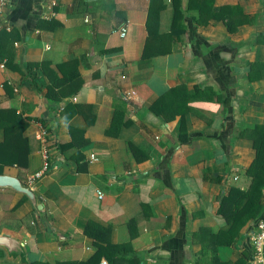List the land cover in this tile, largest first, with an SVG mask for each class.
Wrapping results in <instances>:
<instances>
[{"label":"crops","instance_id":"crops-1","mask_svg":"<svg viewBox=\"0 0 264 264\" xmlns=\"http://www.w3.org/2000/svg\"><path fill=\"white\" fill-rule=\"evenodd\" d=\"M177 1H159L150 31V0H55L52 15L50 0H9L0 13V109L20 117L27 149L3 173L41 205L0 188V234L27 264H253L264 0ZM39 126L50 162L28 183Z\"/></svg>","mask_w":264,"mask_h":264},{"label":"trees","instance_id":"trees-1","mask_svg":"<svg viewBox=\"0 0 264 264\" xmlns=\"http://www.w3.org/2000/svg\"><path fill=\"white\" fill-rule=\"evenodd\" d=\"M159 1L160 0H150V4L147 10V20L145 21V25L148 31L154 29L153 27L157 23L156 16L152 17V15L157 13V9H158L157 5ZM175 1L177 0H172L175 11H177L178 5L176 4ZM176 18L177 17L175 16L173 20ZM173 25H172V30H173ZM1 31L3 30H0V32ZM171 93L174 94L173 96L176 98L175 105L179 107L178 102L180 99L182 100V98L179 97L180 96L179 89H174L173 91H171ZM158 101L160 100L158 99ZM176 111H178V108H176ZM0 128L3 131V137L2 140L0 141V173H3V166L14 165L17 167H23L25 164V154L27 149L26 148L22 149V147H15L18 142L23 140V138H21L22 126L20 125V117L14 115L12 110L0 109ZM253 132H254V138L252 140L256 150V157L246 169L247 174L251 178L250 179L251 191L252 188L259 190L261 187L260 185L264 184L263 181H261V184L258 183L260 179L262 180V176L264 175V125L254 126ZM257 176L258 179L256 180ZM224 204H225L224 201L221 200L218 209L219 212L222 211V207ZM249 246L252 257V247L250 242H249ZM1 255H4V253H3V249L0 247V256ZM97 259H98V254H96L92 258V261H88L84 263L78 262L76 264H91V263L95 264L97 262ZM29 264H36V263H29Z\"/></svg>","mask_w":264,"mask_h":264},{"label":"built area","instance_id":"built-area-1","mask_svg":"<svg viewBox=\"0 0 264 264\" xmlns=\"http://www.w3.org/2000/svg\"><path fill=\"white\" fill-rule=\"evenodd\" d=\"M55 0H50V2L47 4L46 8L49 10L50 14L52 15V9L54 6ZM9 4V0H0V13L3 11L5 7H7ZM0 28H2L5 31H9L10 26L9 25H1ZM118 35L120 37H123L126 33V27L121 25L117 28ZM4 67V61H0V68ZM46 129L43 126H39L37 131V137L41 139L40 144V158L41 163L39 168L34 171L33 173L28 175L27 181L28 183L32 182L33 180L41 177L47 170L49 166V148L47 145V141L44 140V137L46 136ZM90 158H94V156L91 154ZM97 196L100 198L101 193L99 191L96 192ZM250 243L252 247V262L253 264H264V221H257L254 229L251 231L250 234ZM97 264H108L105 260L100 259Z\"/></svg>","mask_w":264,"mask_h":264},{"label":"water","instance_id":"water-1","mask_svg":"<svg viewBox=\"0 0 264 264\" xmlns=\"http://www.w3.org/2000/svg\"><path fill=\"white\" fill-rule=\"evenodd\" d=\"M0 188H8L21 193L25 196L33 208L37 211L40 210L41 205L36 201L33 192L28 187L23 185L17 177L6 173H0ZM0 247L3 249V253L8 258L13 259L18 264H27L23 244L15 237L0 234Z\"/></svg>","mask_w":264,"mask_h":264}]
</instances>
